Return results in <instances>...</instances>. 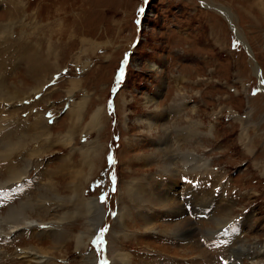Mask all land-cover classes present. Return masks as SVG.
Returning a JSON list of instances; mask_svg holds the SVG:
<instances>
[{
	"label": "rangeland",
	"instance_id": "obj_1",
	"mask_svg": "<svg viewBox=\"0 0 264 264\" xmlns=\"http://www.w3.org/2000/svg\"><path fill=\"white\" fill-rule=\"evenodd\" d=\"M0 227V264H264V0H0Z\"/></svg>",
	"mask_w": 264,
	"mask_h": 264
},
{
	"label": "bare ground",
	"instance_id": "obj_2",
	"mask_svg": "<svg viewBox=\"0 0 264 264\" xmlns=\"http://www.w3.org/2000/svg\"><path fill=\"white\" fill-rule=\"evenodd\" d=\"M253 1H255V0H253ZM4 6H5V10H7V9H9V5L6 3V2H4ZM247 49V48H246ZM249 57H251V54L249 55ZM3 85V84H2ZM36 91V90H35ZM149 101H151V100H149ZM156 105V104H155ZM154 105V106H155ZM97 112V111H96ZM93 116V115H92ZM96 118V117H95ZM145 126H147V128H148V131H150V130H154L155 128H158L157 126H154V125H152V124H149V123H147ZM159 132V131H158ZM163 132L164 133H166V131H165V129H163ZM169 140V139H168ZM164 166V165H163ZM171 171V170H170ZM13 176V175H12ZM13 179V178H12ZM201 192L200 191H191V190H188V191H186V193H185V197L187 196V194H190V196H189V200H193L194 201V203H195V200L197 201V199L200 197V199H203L205 202H206V200H208L209 199V195H204V194H200ZM142 194V193H141ZM145 194V193H144ZM198 195H199V197H198ZM195 196H197L196 197V199H195ZM82 199H83V197H82ZM85 204H86V202H84ZM218 203H222V201L220 200ZM90 204V203H89ZM202 204H204V202L202 203ZM159 205L160 206H164V208H168V207H170V205H172V206H175L174 208H172V212L176 215V216H179L181 213H184V210H183V208H182V206H181V204L179 203V201H177V200H175V199H170L169 197H161L160 198V200H159ZM219 205V204H218ZM89 207V206H88ZM20 213V212H19ZM213 213V215L215 214V216H216V218H223V217H225V214H224V209L222 208V207H218V206H216V208H215V210L212 212ZM13 214V213H12ZM217 214H218V216H217ZM27 216V215H26ZM21 217V216H20ZM184 218V217H183ZM19 219H17V218H12L11 219V221L12 222H14V221H18ZM24 220V219H23ZM185 220V219H184ZM2 222V221H1ZM19 222V221H18ZM185 222H188V220H185ZM222 223H224V221H222L221 222V224ZM145 225H146V228L147 229H149V228H151V227H148V226H150V223H144ZM218 225V224H217ZM230 225V224H229ZM233 225V224H232ZM9 226V225H8ZM152 226V225H151ZM15 227V226H14ZM20 227V226H19ZM236 227V226H235ZM1 228V227H0ZM189 228V227H188ZM191 228V227H190ZM232 229H233V227H232ZM12 230V229H11ZM187 230V229H186ZM191 230V229H190ZM240 230V229H239ZM192 232V231H191ZM234 232V231H233ZM12 234H14L15 233V231H13V232H11ZM171 233H179L180 235H181V237L183 236V231H182V228L180 227V221L179 222H177V224H175V229H171ZM77 243V242H76ZM79 243H80V241H79ZM78 244V243H77ZM233 250V249H232ZM235 251V250H234ZM36 253V252H35ZM233 253V252H232ZM37 254V253H36ZM229 255V254H228ZM123 257V256H122ZM230 258H231V255L229 256ZM255 259V258H254ZM167 261V260H166ZM169 261V260H168ZM166 264H187V263H181V262H169V263H166ZM192 264H195V263H192ZM249 264V263H248Z\"/></svg>",
	"mask_w": 264,
	"mask_h": 264
},
{
	"label": "water",
	"instance_id": "obj_3",
	"mask_svg": "<svg viewBox=\"0 0 264 264\" xmlns=\"http://www.w3.org/2000/svg\"><path fill=\"white\" fill-rule=\"evenodd\" d=\"M242 46H243V48H244V49H246V47H245V45H244V44H243ZM247 53L250 55L249 51H247Z\"/></svg>",
	"mask_w": 264,
	"mask_h": 264
},
{
	"label": "snow or ice",
	"instance_id": "obj_4",
	"mask_svg": "<svg viewBox=\"0 0 264 264\" xmlns=\"http://www.w3.org/2000/svg\"><path fill=\"white\" fill-rule=\"evenodd\" d=\"M121 75H122V73H121ZM118 79H119V77H118ZM114 215V214H113Z\"/></svg>",
	"mask_w": 264,
	"mask_h": 264
}]
</instances>
